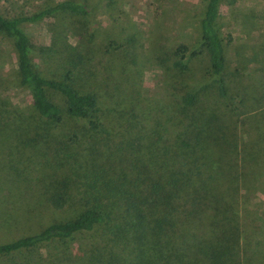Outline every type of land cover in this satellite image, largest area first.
<instances>
[{
  "label": "trees",
  "instance_id": "obj_1",
  "mask_svg": "<svg viewBox=\"0 0 264 264\" xmlns=\"http://www.w3.org/2000/svg\"><path fill=\"white\" fill-rule=\"evenodd\" d=\"M220 1L206 0L200 33L208 73L225 96ZM91 3L42 0L26 13L0 12V35L15 49V77L31 95L30 107L17 106L0 83V208L47 211L36 228L24 223L30 213L23 209L0 211V261L252 264L236 128L214 112L190 114L197 100L191 92L180 96L178 117L125 87L101 51L113 49L121 67L135 66L137 38H106L99 47ZM64 14L84 19L66 24L78 35L74 43L59 29L49 44H38L23 28ZM38 59L55 61L57 73L44 75ZM83 234L92 238L75 252L72 242Z\"/></svg>",
  "mask_w": 264,
  "mask_h": 264
},
{
  "label": "rangeland",
  "instance_id": "obj_2",
  "mask_svg": "<svg viewBox=\"0 0 264 264\" xmlns=\"http://www.w3.org/2000/svg\"><path fill=\"white\" fill-rule=\"evenodd\" d=\"M41 1L0 0V12L6 16L26 13ZM89 1L94 15L90 29L96 30L99 47L106 38L116 42L131 36L137 38L135 66L121 67L113 49L101 51L104 63L125 87L139 90L140 98L157 111L177 112L178 117L182 115L180 96L191 92L197 100L190 114L214 112L236 128L242 152L244 246L253 256L252 264H264V0L220 1L216 28L224 40L226 62L221 79L225 96L219 93L218 82L208 73L209 57L201 43L200 19L206 0ZM63 17L45 18L23 28L38 44H49L52 34L59 29L67 41L74 43L78 35L66 24L71 18L79 22L84 19ZM37 63L48 77L58 71L55 61L38 59ZM16 73L12 39L0 35V83L13 104L30 107L29 88L18 82ZM1 185L4 184L0 181ZM27 206L0 211L20 213L19 209H23L30 213L24 223L35 228L46 222L45 208ZM5 237L4 229L0 228V240ZM91 238L90 234L77 236L72 242L73 250L78 252ZM49 250L43 247L41 254L46 256Z\"/></svg>",
  "mask_w": 264,
  "mask_h": 264
}]
</instances>
